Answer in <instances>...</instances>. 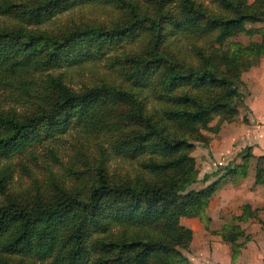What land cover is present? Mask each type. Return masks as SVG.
Returning a JSON list of instances; mask_svg holds the SVG:
<instances>
[{
	"label": "trees",
	"instance_id": "obj_1",
	"mask_svg": "<svg viewBox=\"0 0 264 264\" xmlns=\"http://www.w3.org/2000/svg\"><path fill=\"white\" fill-rule=\"evenodd\" d=\"M81 4H109L119 13L109 23L42 27ZM0 14L12 20L0 24V97L8 102L0 105V264L187 263L181 250L192 231L179 218L207 223L219 179L247 173L248 145L241 162L188 187L197 180L194 142H208L199 126L236 115L235 82L264 56L262 31L259 41L222 43L248 31L245 22L264 19V0H0ZM186 35L195 41L178 42ZM136 37L143 38L139 49L118 47ZM101 58L118 82L99 79L79 90L66 83L71 69ZM68 128L107 135L115 155L136 162L133 175L108 176L96 162L82 189L52 180L24 196L8 193L9 159ZM255 159L260 183L264 154ZM239 208L216 230L231 260L245 235L238 223L256 215L249 202Z\"/></svg>",
	"mask_w": 264,
	"mask_h": 264
},
{
	"label": "rangeland",
	"instance_id": "obj_2",
	"mask_svg": "<svg viewBox=\"0 0 264 264\" xmlns=\"http://www.w3.org/2000/svg\"><path fill=\"white\" fill-rule=\"evenodd\" d=\"M201 1L205 4L209 2ZM118 13V9L109 4H81L57 14L51 24L45 23L42 27L55 30L81 20L109 23ZM5 22L12 20L0 14V24ZM244 28L248 31L227 37L222 47H233L235 42L246 44L259 41L261 31L264 33V19L245 22ZM142 41L140 37L125 39L118 47L123 50L139 49ZM192 41L195 40L189 35L178 38L182 44ZM114 52H117L116 49ZM79 68L71 69L66 77V83L74 90H79L82 83L90 84L99 79L112 82L121 79L115 67L109 66L103 58L86 61ZM235 85L240 92V96L233 101L237 107L236 115L230 120H221L214 115L210 121L199 126L200 131L208 136V142H194L190 155L197 180L189 188H198L218 177L225 164L241 162L244 146H249L251 154H264V56L257 57L242 70ZM7 104L4 95L1 96L0 105L6 108ZM17 109L21 111V107ZM247 160L249 166L245 177L224 175L219 179L206 207L207 223L195 216L179 218V222L192 231L187 248L181 250L188 259L184 264H264V180L253 183L255 159L249 156ZM9 161L12 171L7 192L17 196L48 188L52 180L82 189L87 178L94 176L92 167L96 162L101 163L108 176H119L125 171L133 175L137 166L134 160L117 156L111 151L107 135L74 128H68L58 137L41 140L13 155ZM212 171L217 174L201 182L202 174ZM244 202H249L256 215L238 223L245 235L237 239L240 246L236 258L231 260L230 244L221 239L216 230L223 223L232 221L231 215L238 214Z\"/></svg>",
	"mask_w": 264,
	"mask_h": 264
},
{
	"label": "crops",
	"instance_id": "obj_3",
	"mask_svg": "<svg viewBox=\"0 0 264 264\" xmlns=\"http://www.w3.org/2000/svg\"><path fill=\"white\" fill-rule=\"evenodd\" d=\"M259 155V154H258ZM251 156H253L254 157V159H255V156H257V155H254V154H251ZM255 163H256V159H255ZM249 166V165H248ZM247 170H248V168H247ZM253 174H254V172H253ZM247 175V173L244 175V176H242V177H245ZM252 180H254V176H253V179ZM263 180H264V177H263ZM262 180V181H263ZM262 181L260 182V183H262ZM253 183H254V181H253ZM255 184H258V183H255Z\"/></svg>",
	"mask_w": 264,
	"mask_h": 264
}]
</instances>
